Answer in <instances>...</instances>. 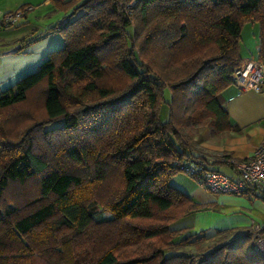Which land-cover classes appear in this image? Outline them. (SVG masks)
Returning <instances> with one entry per match:
<instances>
[{
  "label": "trees",
  "instance_id": "obj_1",
  "mask_svg": "<svg viewBox=\"0 0 264 264\" xmlns=\"http://www.w3.org/2000/svg\"><path fill=\"white\" fill-rule=\"evenodd\" d=\"M50 2L63 45L0 91V264H264L249 233L170 226L208 206L171 179L202 154L187 127L238 129L223 92L243 22L264 64V0Z\"/></svg>",
  "mask_w": 264,
  "mask_h": 264
},
{
  "label": "crops",
  "instance_id": "obj_2",
  "mask_svg": "<svg viewBox=\"0 0 264 264\" xmlns=\"http://www.w3.org/2000/svg\"><path fill=\"white\" fill-rule=\"evenodd\" d=\"M52 3L50 0H0V10L7 11L15 9L24 5H31L33 9L26 12L15 26L0 30V46L19 39L18 34L22 33L21 29L27 27L29 31L36 30L37 32L46 27V19L40 18L37 24L31 22V18L38 16L36 13L30 16L31 12L40 8L46 9ZM48 16V13H46ZM60 20V18L58 19ZM57 20V21H58ZM51 25H48L50 27ZM27 31V30H25ZM27 31V33H29ZM23 41V39H22ZM24 45V44H23ZM22 45V47H23ZM259 41L254 52L243 53L240 48V53L245 63L250 58H256ZM22 53L21 51L18 52ZM8 54L2 52L0 55V91L16 81L22 70L11 69L9 65L11 62L5 60ZM262 72H264V64H262ZM224 106L227 109L229 118L232 123L237 125V128H232L224 133L215 135L207 126L204 130L199 129L193 137L195 152L205 154H229L237 158L250 156L257 146L264 141V87L261 90L247 89L241 90L237 84H232L224 92ZM213 167L223 171L224 173L232 176V169L223 163H214ZM203 186L195 187L192 192H189L193 199L197 192L202 198L195 199L198 202L208 204L205 209L196 211L201 212L209 208H214L217 204L226 206L228 217L222 219L223 223L220 225H213L212 229L223 230L231 229L238 235L243 231L249 229L254 224H259L264 228V192H250V193H217L211 194L206 192ZM208 191V190H207ZM242 210L246 211L244 217L229 216L231 213H240ZM195 213V212H194ZM208 228L204 225L195 226L194 232L206 231ZM212 231V232H213Z\"/></svg>",
  "mask_w": 264,
  "mask_h": 264
},
{
  "label": "rangeland",
  "instance_id": "obj_3",
  "mask_svg": "<svg viewBox=\"0 0 264 264\" xmlns=\"http://www.w3.org/2000/svg\"><path fill=\"white\" fill-rule=\"evenodd\" d=\"M33 7V6H32ZM36 13L38 16L35 18H31V22H36L37 24H42L38 22L40 18H47L46 19V27L45 29H41L40 31H29L27 27H24L21 29L20 34H18L19 39H15V41H10L9 43L0 46V55L2 52H6L8 55L6 56L5 60L10 61L11 63L9 65L11 69L15 70H22L21 75H24L36 68V66L41 62L48 53L55 48H59L63 45L62 38L59 34V32L55 30H50V28H47L48 25H53L57 22V20L62 18V16L65 14L64 10L55 9L53 5L51 4L46 9H38L33 12H31L30 16H33V14ZM46 13H48V16H46ZM26 14V13H25ZM23 19V17L21 18ZM21 21V20H20ZM19 21V22H20ZM29 33H27V31ZM23 39V41H22ZM24 44V45H23ZM258 44V24L257 22H243L242 28H241V36H240V48L242 52L250 53L254 52ZM23 45V47H22ZM22 53H18V52ZM161 119L167 117V107L164 105L161 109ZM201 126H189L185 129V132L189 135L190 139L193 140V137L199 131ZM201 129L204 130V127H201ZM195 141V140H193ZM196 142V141H195ZM196 144V143H195ZM195 147V146H194ZM205 154V153H203ZM209 156H218V155H229V154H205ZM172 184H174L176 187L181 188L182 190L186 192H192L195 187H201L202 185L198 183L193 177H191L187 172L183 170H179L177 173H175L171 179ZM203 191L205 190L202 188ZM208 193L211 194H217L215 192H210L205 190ZM190 194V193H189ZM198 200L199 198H202L201 195L197 192L194 195ZM195 198V199H196ZM227 211L226 206H220L217 204L214 208H209L205 211L199 212H191L183 216L182 218L176 220L173 222L170 226L171 228H180V227H188L186 233L194 232L195 226L204 225L206 228H208L206 233H210L213 231L212 227L213 225H220L223 223L222 219L225 217H228V213H225ZM244 210H242L240 213H231L229 216L233 215L236 217H244L245 215ZM243 213V214H242ZM112 214L105 210L101 211L98 214H96V218H107L110 217ZM214 233H210L209 236ZM217 238L218 236L213 235L212 238ZM251 240V238H250ZM204 248V247H203ZM206 249V247L204 248Z\"/></svg>",
  "mask_w": 264,
  "mask_h": 264
},
{
  "label": "built area",
  "instance_id": "obj_4",
  "mask_svg": "<svg viewBox=\"0 0 264 264\" xmlns=\"http://www.w3.org/2000/svg\"><path fill=\"white\" fill-rule=\"evenodd\" d=\"M31 9V5H24L7 11L0 10V30L15 26ZM233 80L241 90H261L264 87L262 63L256 58L248 59L234 71ZM214 163L228 165L232 169V176L211 168ZM183 168L210 192H264V141H261L250 156L237 158L233 155L209 156L202 153L190 159ZM242 233L250 234L253 250L264 256V228L254 224Z\"/></svg>",
  "mask_w": 264,
  "mask_h": 264
}]
</instances>
